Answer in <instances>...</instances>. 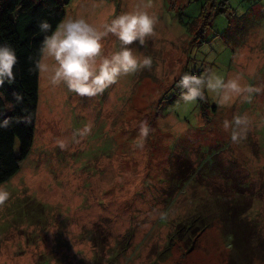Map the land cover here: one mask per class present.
<instances>
[{"label":"rangeland","instance_id":"obj_1","mask_svg":"<svg viewBox=\"0 0 264 264\" xmlns=\"http://www.w3.org/2000/svg\"><path fill=\"white\" fill-rule=\"evenodd\" d=\"M137 9L153 32L127 46L151 65L93 96L40 70L32 148L0 184V264H264V0H69L64 18L104 32ZM185 71L243 91L184 102Z\"/></svg>","mask_w":264,"mask_h":264},{"label":"clouds","instance_id":"obj_2","mask_svg":"<svg viewBox=\"0 0 264 264\" xmlns=\"http://www.w3.org/2000/svg\"><path fill=\"white\" fill-rule=\"evenodd\" d=\"M155 18L145 10L123 11L113 16L105 26V31L97 28L84 17H67L61 19L52 28L47 19L38 22V28L44 33L41 42L42 59L37 61V68L49 73L52 84H64L69 91L80 95L93 96L102 92L121 74L136 71L141 66L152 63L151 56L137 55L133 48L127 45L133 41L144 44L145 37L153 32ZM111 32L120 41L118 50L105 54L102 51V37ZM17 56L15 50L8 44L0 43V83L5 79L14 78L13 66ZM182 90L180 99L184 102L195 101L203 96V87L219 90L221 103L229 101L234 95H239L243 88L235 78L224 80L211 74L206 78L190 72H182L177 81ZM21 97L17 94V100ZM236 124L243 117L233 116ZM6 120L0 121V127ZM229 122L224 121V127ZM147 131V129H142ZM233 139L236 132L232 133ZM9 193L0 190V201Z\"/></svg>","mask_w":264,"mask_h":264},{"label":"trees","instance_id":"obj_3","mask_svg":"<svg viewBox=\"0 0 264 264\" xmlns=\"http://www.w3.org/2000/svg\"><path fill=\"white\" fill-rule=\"evenodd\" d=\"M68 4L69 0H0V43L10 45L17 56L14 78L0 83V121H7L0 127V184L18 171L33 145L39 100L37 61L42 59L44 35L38 22L47 19L55 28L65 17ZM226 12L231 16L228 8ZM211 18L206 11L203 13L197 41L203 40ZM17 94L21 97L19 100Z\"/></svg>","mask_w":264,"mask_h":264}]
</instances>
